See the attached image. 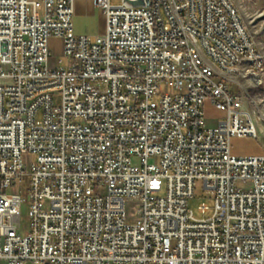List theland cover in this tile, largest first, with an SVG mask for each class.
<instances>
[{
    "label": "built area",
    "instance_id": "obj_1",
    "mask_svg": "<svg viewBox=\"0 0 264 264\" xmlns=\"http://www.w3.org/2000/svg\"><path fill=\"white\" fill-rule=\"evenodd\" d=\"M112 1L91 38L75 0H0V264H264V155L231 154L264 55L237 7Z\"/></svg>",
    "mask_w": 264,
    "mask_h": 264
},
{
    "label": "rangeland",
    "instance_id": "obj_2",
    "mask_svg": "<svg viewBox=\"0 0 264 264\" xmlns=\"http://www.w3.org/2000/svg\"><path fill=\"white\" fill-rule=\"evenodd\" d=\"M237 7L240 16L242 17L246 27L259 51L264 55V0H232ZM114 5H120V0H113ZM95 38V37H94ZM49 47L52 52L50 59V66H57L58 60L63 58L62 41L57 38H51L49 41ZM68 61L64 60V65H67ZM234 91L238 89L229 85ZM164 89V88H162ZM250 98L246 99V110L252 112L257 122L259 130V138H232L231 140V154L237 157L243 156H259L264 155V85L259 89L249 91ZM224 113L216 110L210 102H207L205 108V117L207 120V126L212 127L217 125L223 118ZM32 160L31 156L25 158V163L28 165ZM19 187V185H18ZM23 188L25 191L28 189V184L24 183ZM202 204H206L210 212L207 215L199 213V207ZM215 201L212 196L204 190L201 182L196 184L195 196L189 202V208L198 219L209 218L212 216ZM28 209L24 204L22 208V223L23 226L28 224Z\"/></svg>",
    "mask_w": 264,
    "mask_h": 264
},
{
    "label": "crops",
    "instance_id": "obj_3",
    "mask_svg": "<svg viewBox=\"0 0 264 264\" xmlns=\"http://www.w3.org/2000/svg\"><path fill=\"white\" fill-rule=\"evenodd\" d=\"M72 22L77 35L91 38L102 35L106 28L105 14L95 0H75Z\"/></svg>",
    "mask_w": 264,
    "mask_h": 264
},
{
    "label": "water",
    "instance_id": "obj_4",
    "mask_svg": "<svg viewBox=\"0 0 264 264\" xmlns=\"http://www.w3.org/2000/svg\"><path fill=\"white\" fill-rule=\"evenodd\" d=\"M125 3L129 6H145L146 5V2L143 0H137V1L126 0Z\"/></svg>",
    "mask_w": 264,
    "mask_h": 264
}]
</instances>
